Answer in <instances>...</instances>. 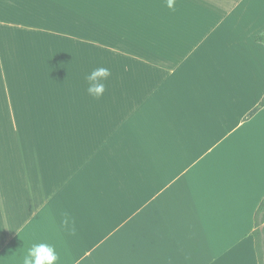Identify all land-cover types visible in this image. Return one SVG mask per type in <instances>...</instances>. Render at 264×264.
I'll list each match as a JSON object with an SVG mask.
<instances>
[{"label": "crops", "instance_id": "0c3cea01", "mask_svg": "<svg viewBox=\"0 0 264 264\" xmlns=\"http://www.w3.org/2000/svg\"><path fill=\"white\" fill-rule=\"evenodd\" d=\"M261 34L264 0H0V264H258Z\"/></svg>", "mask_w": 264, "mask_h": 264}, {"label": "clouds", "instance_id": "9594fccd", "mask_svg": "<svg viewBox=\"0 0 264 264\" xmlns=\"http://www.w3.org/2000/svg\"><path fill=\"white\" fill-rule=\"evenodd\" d=\"M174 0H167V6L173 8ZM111 72L106 67H97L93 69L87 76V93L88 95L100 99L106 92V81L110 77ZM68 225L69 219L67 214L62 221ZM59 257L56 249L49 243H35L29 249L28 254L23 258V264H57Z\"/></svg>", "mask_w": 264, "mask_h": 264}, {"label": "trees", "instance_id": "16d2710c", "mask_svg": "<svg viewBox=\"0 0 264 264\" xmlns=\"http://www.w3.org/2000/svg\"><path fill=\"white\" fill-rule=\"evenodd\" d=\"M257 42L264 43V34L255 38ZM264 105V96L259 103ZM258 264H264V197L254 214V230L252 232Z\"/></svg>", "mask_w": 264, "mask_h": 264}]
</instances>
